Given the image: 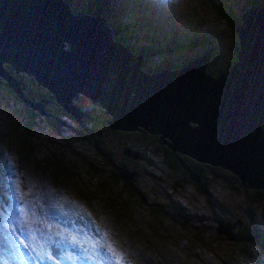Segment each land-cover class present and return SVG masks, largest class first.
I'll return each mask as SVG.
<instances>
[{
  "label": "rangeland",
  "instance_id": "374dc122",
  "mask_svg": "<svg viewBox=\"0 0 264 264\" xmlns=\"http://www.w3.org/2000/svg\"><path fill=\"white\" fill-rule=\"evenodd\" d=\"M208 1L117 0L120 4L115 3L111 9L119 13L120 18L123 16V21H131L127 29H131L132 32L125 39L131 43L138 40L136 36H133V33L139 36L141 31L145 33V37L140 39L139 43L149 42L150 37L147 36L152 31L151 22L155 25L164 23L168 15L167 21L163 24L164 28L161 30L162 38L156 42L159 43L161 39H166L168 36L165 35H169L172 28L178 30L181 28L182 36L195 32L198 40L200 39V44L198 47L195 46V50L188 56H192L190 59H193L206 51L211 52L210 48L217 45L218 54H210L209 63L206 65V71L214 72L229 59L232 53V42L234 38L237 39V36L234 32L235 24L231 29L225 26L223 21L216 16L215 10L217 9L212 3L211 10L199 5L203 2L207 6ZM87 2L95 4L94 8L100 9L101 0H70V6L84 9L87 7ZM262 3L264 0H246L244 8H242L241 0L238 9L239 17L247 6ZM176 6L184 11L179 19L176 18L178 14H175ZM140 18L141 20H139ZM173 20L175 23H170ZM141 24H144L145 28H142ZM113 38L115 41L118 40L114 36ZM134 40L136 41L134 42ZM119 44L122 45L120 41ZM5 64L6 62L2 61L4 68ZM16 77L14 75V78ZM3 78L7 83V79ZM26 80L29 86L34 87V82L30 77ZM7 91L10 95L5 93ZM80 98L83 100V108L89 107L93 114H102L101 109L91 104L92 102L82 93H78L75 99ZM18 100L20 97L13 95L12 89L0 87V182L6 178L9 192L14 190L20 192L18 206L15 205L13 212L17 214L18 207L19 213L24 219L35 215L31 206L33 202L31 192H36L43 198H49V206H45L41 210L44 224L48 227L47 230L37 232L41 241L44 243L56 242L57 239H60L66 245L65 255L76 256L79 259L88 258L90 264H142L139 257L132 256L130 249L126 248L132 243L134 251L143 252L148 257L144 264H264V247L260 249L254 246L250 250L251 254H248L247 257L238 255L237 246L224 234H219L214 230L217 224L221 225L213 219L215 208L222 216L223 214L229 215L232 219L243 217L247 219L253 214L254 220H258L256 227L262 232L264 239V204L261 201H254L249 193L246 195L251 187L242 186L234 177H228L225 174L227 173L225 169L216 167L221 170V173L214 175L212 171L214 167L208 166L209 163L192 161L191 165H199L201 173L209 176L204 188L199 189L191 181L183 178L186 170L182 169L183 167L171 170L165 167L159 152L154 150L152 144L148 142L155 141L153 138H156L157 132L152 134L145 128L125 131H122L124 129L111 130L113 134L106 133L107 139L111 142L117 140L121 134L141 135L145 134L144 131L149 133V135H145L147 137L145 142H148V145L142 144V147L148 148H142L137 142L134 143L130 140L134 138L125 141L128 149L138 148L136 149H140L138 154L140 151L143 154L142 160L136 162L139 166V175L134 182L136 188L134 191L136 198H134L133 192L126 185L116 181L118 178L105 175V166L100 164L97 157L99 154L91 143L78 140L76 130L78 121L73 118L66 119L63 117L65 113H61L63 114L61 118H64V123L67 122L70 128L61 125V118L56 119L52 115L49 116L52 118L51 123L38 117L29 127L25 124V118H20L19 109L21 106L16 103ZM35 114L40 115L39 112H35ZM104 116L106 117V115ZM98 121L104 126L103 114L99 117L95 116L92 123L97 125ZM74 122L77 123V126H74ZM72 126L76 135L69 137V135L72 136ZM107 131L109 130L107 129ZM26 140L34 148V152L29 156ZM97 147L100 149L101 145L97 144ZM119 148L121 149V144ZM127 148H125L126 152L135 153ZM48 151L53 152L54 155L53 153L48 155ZM55 162L67 166L70 174L68 178H62L61 174H58L57 178L61 181L60 183L53 180L50 175L48 178L45 172L39 171L46 164L49 167L48 172L55 175V170L58 169L53 166ZM91 164L96 167L94 165L91 167ZM86 171L95 177H90ZM102 178H106V185L101 182ZM229 178L230 181H228ZM64 179L67 180L65 183H63ZM94 179H100L98 182L102 192L98 195L101 197L96 196ZM1 187L3 186L1 185ZM109 190L111 192H108ZM60 193H65L71 200L78 201L93 211H85L76 207L58 208L54 204H50L51 196ZM80 194L94 195V197L89 200L90 203H87L80 198ZM110 195L115 204L121 205L120 202L127 201L128 206L123 211H114ZM154 195L158 198V210L157 212L152 211L154 216L152 218L158 220L159 224L147 222L151 217L148 214V204ZM104 197L107 200V206H110L112 211L101 202ZM134 203L135 205H133ZM170 203L173 208L178 205L194 215L201 216L202 221L190 222L183 226L177 222H170L169 217L164 213L165 207ZM74 215H79L81 222L79 220H77L79 223L73 222ZM5 218L6 215L0 212V228L3 226ZM56 218L65 222L66 231H60L55 226ZM97 218L109 228L114 242L119 245L116 251L109 248L106 240L107 235L97 236L96 240L91 238V231L98 225ZM153 227H159V231L156 232ZM195 230H198V233L193 235ZM144 233H147V238L155 240V245L147 246L139 241L140 236H145ZM201 236L203 240H198ZM72 237H76L77 242H73ZM23 243L24 241L18 238L14 246L15 255L11 260L21 264L27 262L34 264L32 253L23 246Z\"/></svg>",
  "mask_w": 264,
  "mask_h": 264
},
{
  "label": "water",
  "instance_id": "95a60500",
  "mask_svg": "<svg viewBox=\"0 0 264 264\" xmlns=\"http://www.w3.org/2000/svg\"><path fill=\"white\" fill-rule=\"evenodd\" d=\"M67 5L0 0V75L24 102L44 113L41 102L48 99L32 104L22 96L23 84L2 61L46 86L79 123L84 111L72 100L82 93L101 108L110 128H154L170 152L190 154L264 191V4L243 10L234 25L235 58L211 77L202 67L207 51L181 68L142 72L140 53L113 42L102 16L73 13ZM200 175L199 165L187 168L186 178L198 183ZM217 231L234 237L228 227ZM52 251L57 254L56 247Z\"/></svg>",
  "mask_w": 264,
  "mask_h": 264
},
{
  "label": "trees",
  "instance_id": "16d2710c",
  "mask_svg": "<svg viewBox=\"0 0 264 264\" xmlns=\"http://www.w3.org/2000/svg\"><path fill=\"white\" fill-rule=\"evenodd\" d=\"M240 1L241 0H230V1H228V0H219V1L209 0L207 6H206V3H203V2H201V4H199V5L201 7H207L208 9L211 10V3H212L214 5V7L217 9V10H215V13L217 14L216 16H218V19H221L223 21L224 25L227 26L229 29H231L233 27V25L237 22L238 17H239L238 9H239V2ZM68 2H69V6H70V0ZM115 3L117 5L120 4L119 2H117V0H114V1H112V0H101V6H99L100 9L94 8L95 4H89L88 2L86 4L87 7H85L84 9H82V8L77 9V8L72 7V6H70V8H71L73 13L94 12L98 15H101L104 19V23L110 27L108 29L111 30V32L113 33V36L116 39H118V41H120L123 45H125L128 49H130V51H132L134 53H138V52L140 53V55L142 57V63L144 66L143 69H145V71H147V72L149 71L150 73H156V72H158L164 68L169 69V70L177 69V68L184 66L188 61L191 60L190 58L192 56L189 57L188 55H190L191 52L195 50V46L198 47L200 44V39L198 40V37L195 34V32H192L191 34L182 36L180 34L181 30H178L176 28H172L171 33L169 35H165V36H168V37H166V39H161V42H159V43L156 42L158 39L162 38L161 37V35H162L161 30L164 28L163 24H165V22L168 19V15H167V18H166L164 23H159V24L155 25L154 23L151 22L152 31L147 36V37H150L149 42H147L145 44L139 43L140 39L145 37V33L143 31H141L139 36H137L135 33H133L134 34L133 36L134 37L136 36V38L138 40L137 41L134 40V42L136 41L137 43L136 42L131 43V42L125 40L126 37L132 32L130 29H127V27L130 25V22L128 23V22L123 21L124 20V19H122L123 16H122V18H120L121 15L119 13H117L116 11H114L113 9H111L112 5H115ZM245 3H246V0H242V8H244ZM240 9H241V7H240ZM197 11H198V7H197ZM175 14H178L177 18H180V16H182L184 14V11L176 6L175 7ZM139 20H141V18ZM200 21H201V19H200ZM156 22H158V21H156ZM201 23L203 24V21ZM141 27L145 28V25L141 24ZM204 39H205V36H204ZM237 48H238L237 39L234 38V40L232 42V46H231L232 53L229 56V59H227V61L223 64L222 67L215 70L214 72H211V70H209L211 72V74H216L218 71L225 69L228 66V64L232 63V61L235 58V56H233V53H235ZM210 51H211L210 53L213 55L218 54L217 53L218 52V46L216 45V46L211 47ZM210 67H211V64H210ZM19 111H20V118H25V121H26L25 124H27L29 127L37 119L38 115H33V118H30L29 116H26L25 114L22 113V108L19 109ZM83 111H84V114L82 115L81 123H79L77 126V123L74 122V126L75 125L77 126V129H76L77 130V136L78 137L83 136L82 130L85 131V133H83L84 134L83 137L87 138L90 141L91 145L96 148L95 150L97 151V153L101 157L102 164L105 166L104 170H107L109 172L118 173L119 172V170L117 169L118 166H120V165L127 166V170H129L131 173H133V175L130 178H128V180L124 181V183H129L131 185V187L129 189L134 193L136 188H135V185L131 184V183L135 180V176L138 175V164H136L135 157L130 156V155L127 156L124 153V151L122 152V150H125V148H127V146L125 145V142L121 145L120 150H116V146L114 144H110V142L108 141V139L105 135V133H108V134H113V133L105 132L103 125H101L99 121H98L99 124H97V125L92 123V120L95 116L99 117L102 114L101 115L93 114L92 111L89 109V107L83 108ZM63 113H65V115H67L68 117L72 118L71 115L67 111L63 110ZM103 118H105V117L103 116ZM43 119L45 121L51 123L49 118H43ZM141 128L143 129V127H141ZM262 128L264 129V122L262 123ZM99 129L102 130L100 135L97 134V131ZM71 133H72L71 137H73V135L75 134V132L73 131V126H72V132ZM123 133H125V132H123ZM127 134H135V133H127ZM141 135H145V134H141ZM26 142L28 144L26 149H27V153L29 156L30 153L34 152V148L29 143L28 140H26ZM120 143H122V140ZM150 143L154 146V148L156 150H158L159 154L161 155V158H162V161H163L165 167H167L168 169L171 170L173 168L178 167V165L181 166V164L179 163V160L177 158L179 156L174 152L173 153L170 152V149L166 145H162L164 143L160 142L157 144V141H150ZM97 144L101 145L100 149H98ZM115 144L118 145L117 143H115ZM119 147H120V144H119ZM136 149H138V148H136ZM136 149L129 148L128 150L134 151L135 156H136L138 154V151H139ZM49 153L51 154L53 152L48 151L47 154L49 155ZM102 153H104V155H102ZM106 153H108L109 157L106 155ZM53 155H54V153H53ZM108 159L109 160L111 159L114 162L109 161ZM105 163H107L109 168L106 166ZM93 165L94 164H91V167ZM53 166L55 168H58L55 170L56 171L55 175H52L50 173V171L48 172L49 167L46 164H44L43 169H40L39 171L45 172L48 178L50 175L52 177V179L58 183L61 182L57 178L58 174H61L60 176H62V178H68V176L70 175L68 173L67 166H63L60 162H55L53 164ZM212 171H213L214 175H219L221 173V170L219 168H216V167ZM87 174L90 177H95L94 175L93 176L90 175L88 172H87ZM169 178H171V177H169ZM98 180H100V179H98ZM98 180H95V182H96L95 190L97 191L96 196L101 197L98 195L100 193V190H101V187L99 185ZM65 181H67V180L64 179L63 183H65ZM116 181L119 183L121 182L119 180H116ZM101 182L105 183V185H106V178H104V179L102 178ZM121 184H123V183L121 182ZM1 185L3 187H1ZM0 187H1V189H0V211H1L4 207V203L6 205L9 204V200H8L9 196L6 193L7 188H5L3 180H1V182H0ZM108 192H111V190H109ZM155 192H153V193H155ZM249 195L251 198H253L254 201H261V203L264 204V197H261L264 195L263 190L256 189V188L250 189ZM93 197H94V195L86 196V195L80 194V198L84 199L87 203H90L89 200L92 199ZM109 197L112 200L111 195ZM101 201L103 203L104 198H102ZM124 202L126 203L127 201H124ZM133 205H135V203ZM112 208H113V206H112ZM113 210L115 211L114 208H113ZM148 210L151 212L152 211L157 212V210H158V198L155 195H154L153 199L151 200V202L149 203ZM186 215H189V214H187L185 212H182V214H181V217L184 218L186 221L184 224H183V222H177L181 226L189 223L188 222L189 218ZM257 215H258V213H257ZM252 216H250L251 223L248 225H245V226H243V225L237 226V229H235V231L233 232L234 237L232 239H230L231 242L237 246L238 255H243V256L247 257L248 254H251L250 250L254 246H256L260 249H262L264 246V239L262 238V232L256 227V221L254 220V215L252 214ZM194 217H197L199 221H202L201 216L194 215ZM34 218L36 219L37 216L35 215ZM242 219L248 220V217H247V219H244V217ZM177 221H180V220H177ZM0 229L2 230L3 226ZM198 240H203L202 236L200 238H198ZM0 248H1L4 255H8L14 251L13 246H12V241L9 237L7 239H5L4 241L0 242ZM40 262H41V264H47L43 260H41Z\"/></svg>",
  "mask_w": 264,
  "mask_h": 264
},
{
  "label": "clouds",
  "instance_id": "9594fccd",
  "mask_svg": "<svg viewBox=\"0 0 264 264\" xmlns=\"http://www.w3.org/2000/svg\"><path fill=\"white\" fill-rule=\"evenodd\" d=\"M65 1H67V0H65ZM68 4H69V2H68ZM67 6L69 7V5H67ZM129 22L131 23V21H129ZM170 23H175V22L173 20V21H170ZM179 30H181V28ZM29 75H31V74H29ZM74 100H75V98L72 100V103L78 105L80 108L83 109V106H80L79 104L75 103ZM59 105L62 107L63 110H65L61 103H59ZM101 112H102V110H101ZM62 113H63V111H62ZM62 116H63V114H60V118ZM38 117H41V116H37V118ZM63 117H65L66 119L67 118L71 119L67 115H64ZM71 117H72V115H71ZM63 119L61 118V125L63 124V126H65V127L68 126L70 128V125L67 122L64 123L65 121ZM81 120H82V118H81ZM101 131L102 130L99 129L97 131V134L100 135ZM105 135L107 137L106 133H105ZM124 136L125 135H122L121 138H123ZM143 137H145V135H137L136 136V138H143ZM123 151L128 155L135 156V153L130 154V153L126 152L125 150H123ZM184 162H186V161L184 160ZM118 167H122V166H118ZM123 168H125V167H123ZM125 169L127 170V168H125ZM128 173H131V172H128ZM203 174L204 173H201V175H203ZM208 177L209 176H207V178ZM207 178H206V180H207ZM3 182H4L5 188H8V186L6 185L8 180L5 178V180ZM10 190H11V188H10ZM6 193L9 196V198H8L9 204L6 205L4 203V207L0 211V212H2V214L6 215L5 221L3 222V229L2 230L0 229V242L4 241L5 239H7L9 237L12 241V246H13L14 251L8 255H4L1 248H0V264H21V263L14 262V260H11L15 255V247L14 246H15V243L18 241V238L22 239L24 242H27V238H28L29 234H31L35 237V244H32V247H36L37 245L43 244L44 248L47 250L46 254H49L51 252V246H54L57 248L56 256H52L49 254V258L47 260H43L47 264L48 263L49 264H90V259H88V258L79 259L76 256L69 257V256L65 255L66 245L60 239H57L56 242L44 243L43 241H41V238L39 237L37 232L39 230H47L48 229V227L44 224L43 216L41 214V210L45 206H49L48 205L49 204V198H43L42 196L38 195L36 192H31V198L33 201L31 203V206L34 209V213L37 216V218L35 219L34 218L35 215H33L30 218L24 219V217L19 213L18 207H17V214L13 212V211H15V205L17 204V206H18V202L20 199V192L15 191V190L9 192V188H8ZM51 197L52 198H50V201H51L50 204L52 203L58 208L76 207L77 209H81V210H85V211L91 210L90 207L88 208V207L82 205L78 201L71 200L69 198V196H67L65 193L56 194V195L51 196ZM126 206H128V204L125 203V205L121 206L120 208H116L115 211L116 212L120 211V210L123 211ZM165 209L166 210H172V211L174 210V208L171 206V203L169 206L165 207ZM91 211H93V210H91ZM181 212H185L187 214H192V213L188 212L187 209H183V208H181ZM48 218H49V216H48ZM72 220L75 223H79L77 220H79L81 222L79 215H74L72 217ZM97 220H98V218H97ZM201 220H202V218H201ZM54 224L58 225L63 231L67 230L65 222L60 220L59 218H56L54 220ZM102 226H104V227L102 228ZM197 233H198V230H195L193 235H195ZM144 234H145V236L139 237V241L142 242L143 244L147 245V246H152L153 244L150 242V240L153 238H147V236H146L147 233H144ZM103 235H107L106 240L108 242L109 248L112 251H116V249L118 248V245L114 242L113 236L111 235L109 228L106 225L102 224L98 220V225H97L96 229L91 231L90 236H91V238L96 240L97 236H103ZM126 248L130 249V254L132 256H138L139 259L142 261V264H144V262L148 259V257L145 255V253L133 250L134 249L133 243H132V245L130 244L129 246H127ZM27 249H29V251L31 252V248H27ZM32 255L34 257V259H33L34 264H41V262H40L41 260L38 259L33 253H32ZM23 264H30V263L27 262V263H23Z\"/></svg>",
  "mask_w": 264,
  "mask_h": 264
},
{
  "label": "flooded vegetation",
  "instance_id": "af4514ba",
  "mask_svg": "<svg viewBox=\"0 0 264 264\" xmlns=\"http://www.w3.org/2000/svg\"><path fill=\"white\" fill-rule=\"evenodd\" d=\"M5 67L7 69H9L11 73H13V74H15L17 76V80H18L17 85L18 86H21V83L23 84L22 87H19V90L21 91L20 94L22 96H24L25 98L29 99L32 104H34V101L37 102L39 99H41V97L48 99V100L42 99L43 102H41V108H43V110L45 111L43 113L40 110H38L36 107H33L30 104H28V101L24 102V100L17 93V91H15V89H12V86H9L6 83L5 79L3 78L4 76L0 75V87L8 88V89L10 88L13 91V95H16V96L20 97V100L16 101V103L21 106L22 113L23 114H25L26 116H29L30 118H33V115H38V114H35V112H39L40 115H38V116H41L43 118H49L50 121L52 119L51 117H49L50 115L54 116V118H56V119L60 118V114L62 113L63 109L59 105V103L57 102V100L55 99L56 98L55 95L50 90H48V88L46 86H44L42 84H38L32 75L26 74L23 71H15L13 69V67L11 65H9L8 63L5 64ZM27 76H29L30 79H32V81L34 82V87H31V86L28 85V82H27L26 78H29V77H27ZM5 93L10 95V93L8 91L5 92ZM74 102L77 103V104H79L80 106H83L84 105L82 98H80L78 100L75 99ZM72 118L76 121V119L74 117H72ZM104 120H105V124H104L103 128H104L105 132L111 133V130L109 129V125H108V123L106 121L107 118H104ZM60 124H61V121H60ZM107 129L109 131H107ZM83 133H85L84 130H82V135L84 136ZM144 133H145V135L146 134L149 135V133H146L145 131H144ZM158 134L160 135V133L158 132V133H156V138H153L155 141H157V144L160 143V139L158 138L159 137ZM122 135L123 134H121V136H119L117 140H114L112 142H111V140H108L110 142V144H114L116 146V150H120L119 144L122 145L125 141H127V139H130V138H134L135 140L134 139H130V140L132 142H134V143L137 142L141 147H142V144L148 145V142H150V141L145 142L147 140V137L146 136L143 137V138H136L137 134H135V135H126L125 134V136L123 138H121ZM83 136L78 137V140L81 141V142H89L90 143V141L87 138L83 137ZM69 137H71V135H69ZM119 138H121V139H119ZM121 140H122V143H120ZM115 143H117L118 145H116ZM128 144L131 146L130 143H128ZM131 147H133V146H131ZM142 148H148V147H142ZM153 149L156 150L154 148V146H153ZM176 154L178 155V153H176ZM102 155H104V154L102 153ZM106 155L108 156V153H106ZM126 155L128 156V154H126ZM130 156H132V155H130ZM136 156H137V158L135 156H133V157H135L136 162L141 161L142 158H143V154L141 153V151ZM97 157L100 160V164H102L101 157L99 155ZM183 158H184L185 161L187 160L186 162H184V165H186L187 168H191L192 166H195L194 164L191 165L192 161H194L195 159H193L189 155H183ZM109 161H112V160L110 159ZM112 162H114V161H112ZM105 164L109 168V166L107 165V163H105ZM120 166L127 168V166H125V165H120ZM208 166H211V168H212L214 165L209 164ZM178 167L179 168H182L183 166H179L178 165ZM186 167H183L182 168V169H184V168L186 169L185 170V175L183 176V178L185 180L191 181L199 189L204 188V185L207 182L206 178H207L208 175L203 174V175L197 176L198 177V184H197L195 181L186 178V174H187L186 173V171H187V168ZM138 168H139V166H138ZM128 172H130V171L128 170L127 173ZM225 174L228 177H234L229 171H227V173H225ZM105 175H108L109 177H111V176L114 177L115 176L116 178H118L119 181H121L128 188L131 187V185L129 183H124V181H126V180H124V179L121 178L119 172L118 173H114V172H109V171L106 170L105 171ZM138 175H139V170H138ZM138 175L135 176V180H137ZM234 178L237 181H239L236 177H234ZM135 180L132 183L131 182L130 183L131 184H134ZM228 181H230V178L228 179ZM251 189H253V188H251ZM249 192H247L246 195H248ZM261 197H264V195L261 196ZM164 213H166V215L169 217L170 222H183V224L186 222L185 219L181 217L182 212H181V208L178 205H176L174 207V210L173 211L172 210H166L165 209ZM213 213H214V216H213L214 221L221 224V225L217 224L214 230H217V227L218 226H222V227L225 226V227H228L229 230L233 233L235 231V229H237V226H239V225L245 226V225H248V224L251 223L250 217H248V220L247 221L246 220H243L242 218H234V219H232V217L229 216V215L226 216L225 214H223V216H222L220 214L219 210L216 209V208L214 209ZM186 216H188V218H189V220H188L189 223L190 222H197L198 221V218L197 217H194V214H189V215H186ZM152 217H154V216L151 215V217H149V219L147 221L148 223H152V222H155L156 224H159L160 223V222H158V220H156L155 218H152ZM177 220H180V221H177ZM161 228H163V227H161ZM153 230H155L156 232H158L159 231V227H153Z\"/></svg>",
  "mask_w": 264,
  "mask_h": 264
},
{
  "label": "bare ground",
  "instance_id": "6f19581e",
  "mask_svg": "<svg viewBox=\"0 0 264 264\" xmlns=\"http://www.w3.org/2000/svg\"><path fill=\"white\" fill-rule=\"evenodd\" d=\"M262 4H264V3H262ZM262 4H260V5H252V6H250V7H253V6H258V7H261V5ZM250 7H246L245 8V10H247L248 8H250ZM109 32H110V39L114 42L115 40H114V38H113V33L111 32V30H108ZM234 32H235V34H236V36H237V38H238V31L237 30H235V26H234ZM118 43H119V41H118ZM121 46H123L124 47V49H126V47H125V45H121ZM129 52L130 53H134V52H132V51H130L129 50ZM208 53V57H207V59L203 62V71H204V73H207L208 74V76H210L211 77V73L210 72H208V71H206V65H207V63H209V58H210V52H207ZM192 60V59H191ZM142 62V61H141ZM139 69L142 71V72H145V73H150V72H147V71H145L144 69H143V63L139 66ZM72 117H74L73 115H72ZM75 118V117H74ZM76 119V118H75ZM77 120V119H76ZM108 120V119H107ZM108 123V122H107ZM108 125H109V123H108ZM144 128V127H143ZM147 128H149V125H147ZM109 129L110 130H113V131H115V130H119V129H113V128H110V126H109ZM146 129V128H145ZM153 129V131H149L148 129V131L150 132V133H152V134H154V132H156V130L154 129V128H152ZM126 130H130V129H126ZM131 130H134V129H131ZM139 130V129H138ZM122 131H125V130H122ZM175 153H178V156L179 157H181V158H183V155H189L190 157H192L193 159H195L196 161H200V160H197L195 157H193L192 155H190V154H186V153H180V152H178V151H176ZM137 158V157H136ZM184 159V158H183ZM200 162H203V161H200ZM205 163H207V162H205ZM185 169V168H184ZM126 174V173H125ZM120 176H121V178L122 179H124V180H128V178L127 177H124L125 175L123 174V173H121L120 174ZM217 231V230H216ZM217 233H219V234H224L228 239H229V237H228V235L227 234H225V233H223V232H219V231H217Z\"/></svg>",
  "mask_w": 264,
  "mask_h": 264
},
{
  "label": "snow or ice",
  "instance_id": "6c2138e0",
  "mask_svg": "<svg viewBox=\"0 0 264 264\" xmlns=\"http://www.w3.org/2000/svg\"><path fill=\"white\" fill-rule=\"evenodd\" d=\"M71 239L73 240V242H77L76 237H72ZM32 244H35V237L29 234L27 242H24L23 246L25 248H31V252L40 260H47L49 258V254L52 256L56 255L55 251L46 254L43 245H37L36 247H32ZM82 246L84 245L82 244Z\"/></svg>",
  "mask_w": 264,
  "mask_h": 264
},
{
  "label": "crops",
  "instance_id": "0c3cea01",
  "mask_svg": "<svg viewBox=\"0 0 264 264\" xmlns=\"http://www.w3.org/2000/svg\"><path fill=\"white\" fill-rule=\"evenodd\" d=\"M94 181H95V179H94ZM93 185H94V187H96V182H95ZM101 192H102V191L100 190V193H101ZM133 194H134V198H136L135 192H134ZM110 200H111V198H110ZM101 202H102V201H101ZM120 203H121V205H120L119 203H118V204H115L114 200H113V199L111 200V205L113 206L114 209H116V208H120L121 206L125 205V202H120ZM103 204H105L106 207H107L110 211H112V209H111L109 206H107V200L105 199V197H104V202H103ZM148 206H149V204H148ZM148 214H149V215H152V212L148 210ZM150 242H151L153 245H155V240H154V239H151ZM118 246H119V245H118ZM120 247L123 248V247H125V246H120Z\"/></svg>",
  "mask_w": 264,
  "mask_h": 264
}]
</instances>
